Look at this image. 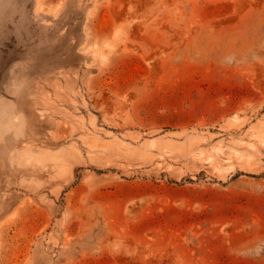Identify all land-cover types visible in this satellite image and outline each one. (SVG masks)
<instances>
[{
  "label": "rangeland",
  "instance_id": "obj_1",
  "mask_svg": "<svg viewBox=\"0 0 264 264\" xmlns=\"http://www.w3.org/2000/svg\"><path fill=\"white\" fill-rule=\"evenodd\" d=\"M0 264H264V0H0Z\"/></svg>",
  "mask_w": 264,
  "mask_h": 264
}]
</instances>
